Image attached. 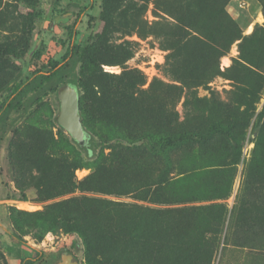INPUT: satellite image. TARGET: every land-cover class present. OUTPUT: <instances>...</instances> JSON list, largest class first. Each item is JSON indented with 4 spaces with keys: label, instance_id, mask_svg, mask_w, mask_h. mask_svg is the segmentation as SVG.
I'll return each mask as SVG.
<instances>
[{
    "label": "rangeland",
    "instance_id": "obj_1",
    "mask_svg": "<svg viewBox=\"0 0 264 264\" xmlns=\"http://www.w3.org/2000/svg\"><path fill=\"white\" fill-rule=\"evenodd\" d=\"M89 3L75 87L100 149L82 160L57 93L11 113L0 264H50L71 231L79 264H264V0H0V103Z\"/></svg>",
    "mask_w": 264,
    "mask_h": 264
},
{
    "label": "trees",
    "instance_id": "obj_2",
    "mask_svg": "<svg viewBox=\"0 0 264 264\" xmlns=\"http://www.w3.org/2000/svg\"><path fill=\"white\" fill-rule=\"evenodd\" d=\"M91 3L82 8L76 16V19L69 28V34L65 41H62L64 50L58 58L51 59L47 62L44 68L33 70L24 80H13L7 86V94L0 103V130L3 129L11 113L18 112L20 115L25 114L34 104L40 102L49 93H58V91L66 84L71 83L77 85L75 80V72L78 65L84 67V64L89 60V51L87 48L80 46L75 41L76 26L81 21L83 16H88ZM8 52L5 46L0 45V54ZM79 93L80 90L78 89ZM80 110V109H79ZM80 119H81V113ZM82 122V121H81ZM84 128V126H83ZM87 134V140L83 146L78 144V148L82 160L93 158L100 149L101 142L96 139L90 132L84 128ZM82 162L77 164L75 168L82 167ZM11 239L20 244H25L19 235L14 232H8ZM74 235L85 241V236L79 231L70 232V246L75 245ZM110 245V242H106ZM259 249V248H254ZM42 256V251L33 250V255L22 257L18 264H35Z\"/></svg>",
    "mask_w": 264,
    "mask_h": 264
},
{
    "label": "water",
    "instance_id": "obj_3",
    "mask_svg": "<svg viewBox=\"0 0 264 264\" xmlns=\"http://www.w3.org/2000/svg\"><path fill=\"white\" fill-rule=\"evenodd\" d=\"M59 111L56 117L57 123L74 139L80 146L87 140V134L79 114V98L75 85L66 83L57 93ZM61 264H77V261Z\"/></svg>",
    "mask_w": 264,
    "mask_h": 264
},
{
    "label": "flooded vegetation",
    "instance_id": "obj_4",
    "mask_svg": "<svg viewBox=\"0 0 264 264\" xmlns=\"http://www.w3.org/2000/svg\"><path fill=\"white\" fill-rule=\"evenodd\" d=\"M76 254L72 250L70 246H63L59 252H56L55 256L51 258L50 264H61V263H71L73 261H77L75 258ZM77 264L79 262L77 261Z\"/></svg>",
    "mask_w": 264,
    "mask_h": 264
},
{
    "label": "crops",
    "instance_id": "obj_5",
    "mask_svg": "<svg viewBox=\"0 0 264 264\" xmlns=\"http://www.w3.org/2000/svg\"><path fill=\"white\" fill-rule=\"evenodd\" d=\"M230 11H232V13H236L237 12L236 6H231Z\"/></svg>",
    "mask_w": 264,
    "mask_h": 264
}]
</instances>
